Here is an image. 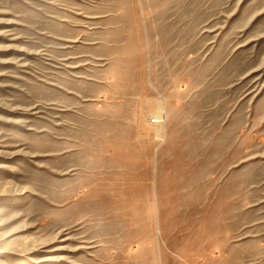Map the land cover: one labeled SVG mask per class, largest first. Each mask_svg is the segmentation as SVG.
Returning <instances> with one entry per match:
<instances>
[{
  "label": "rangeland",
  "instance_id": "374dc122",
  "mask_svg": "<svg viewBox=\"0 0 264 264\" xmlns=\"http://www.w3.org/2000/svg\"><path fill=\"white\" fill-rule=\"evenodd\" d=\"M0 264H264V0H0Z\"/></svg>",
  "mask_w": 264,
  "mask_h": 264
},
{
  "label": "built area",
  "instance_id": "2783aa9c",
  "mask_svg": "<svg viewBox=\"0 0 264 264\" xmlns=\"http://www.w3.org/2000/svg\"><path fill=\"white\" fill-rule=\"evenodd\" d=\"M152 121L155 122V123H158L160 121V119L155 117V118H153Z\"/></svg>",
  "mask_w": 264,
  "mask_h": 264
}]
</instances>
